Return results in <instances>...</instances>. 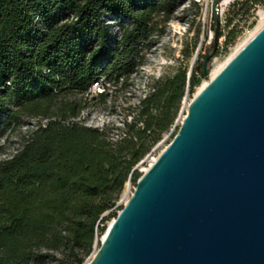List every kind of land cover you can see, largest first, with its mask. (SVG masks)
<instances>
[{
    "label": "trees",
    "instance_id": "obj_1",
    "mask_svg": "<svg viewBox=\"0 0 264 264\" xmlns=\"http://www.w3.org/2000/svg\"><path fill=\"white\" fill-rule=\"evenodd\" d=\"M179 1L0 0V137L24 117L48 121L0 164V264H45L52 252L83 264L100 226L116 218L125 184L136 187L142 176L132 171L173 126L186 88L205 79L203 67L189 80L178 71L155 83L118 143L74 120L94 83L104 87L95 93L102 103L109 89L127 88L141 45ZM109 18L129 23L118 39Z\"/></svg>",
    "mask_w": 264,
    "mask_h": 264
},
{
    "label": "water",
    "instance_id": "obj_2",
    "mask_svg": "<svg viewBox=\"0 0 264 264\" xmlns=\"http://www.w3.org/2000/svg\"><path fill=\"white\" fill-rule=\"evenodd\" d=\"M218 36L216 19L208 83L89 264H264V27L210 79Z\"/></svg>",
    "mask_w": 264,
    "mask_h": 264
},
{
    "label": "rangeland",
    "instance_id": "obj_3",
    "mask_svg": "<svg viewBox=\"0 0 264 264\" xmlns=\"http://www.w3.org/2000/svg\"><path fill=\"white\" fill-rule=\"evenodd\" d=\"M206 1L180 0L171 15L169 23L163 26L159 32L153 34L147 40L146 46L141 45L142 50L139 56L142 57V64L130 76L127 88L125 90L118 89L117 91L109 89L107 99L103 103L95 98V92H92V96H89L86 103V109L74 122L88 128L107 132L109 140L118 143L124 138L127 125L132 124L133 116L137 113L135 107L152 93V87L155 83L164 78L173 77L178 71H185L188 78L189 75L191 76L193 69L201 68L206 55L205 45L208 40L203 23ZM248 8L249 6L246 4L240 7L235 18L241 15L244 16ZM106 23L110 25V35L113 39L120 37L122 31L120 25L125 27L129 24L126 19L116 22L113 18L106 19ZM230 24H234V8L230 12ZM234 38L233 28L229 32L228 39H231L229 43L234 41ZM231 44L232 50L234 44ZM231 50L220 56L218 53L216 54L215 57L219 56V59L216 62H213L214 58L211 60L210 72L215 69L218 63L224 61L226 56L228 57L231 54ZM205 81L206 79L202 80L193 91H190V86L186 88L173 126L161 134L160 140L151 147L150 151L138 163L139 166L137 165L136 170L138 174L143 175L145 169L148 170L153 164L154 158H157L171 143L187 114L190 102ZM47 122L45 119L24 117L19 125L7 128L0 137V164L19 154L38 127L46 125ZM134 189L135 183L133 181H128L125 184L117 201L115 215L129 201ZM108 214L106 213L105 216ZM113 219L111 218L100 226V229H104V232L98 237L91 253L84 258L83 264H89L92 261L109 223ZM51 255H53V258L47 260L45 264H74L71 258L63 256L60 252H52Z\"/></svg>",
    "mask_w": 264,
    "mask_h": 264
},
{
    "label": "built area",
    "instance_id": "obj_4",
    "mask_svg": "<svg viewBox=\"0 0 264 264\" xmlns=\"http://www.w3.org/2000/svg\"><path fill=\"white\" fill-rule=\"evenodd\" d=\"M216 6H214V4ZM248 5V11L244 16H237L236 12ZM234 8V24H230V12ZM264 12V0H207L205 5L204 15V30L207 34L208 40L206 41L205 48H211L215 37L216 19L219 22V36L217 40V53L219 56L231 50L232 44L234 47L237 45L241 36L254 29L260 21V12ZM234 28L235 38L234 41L229 43V32ZM240 35V36H238ZM219 56L214 57L218 60ZM104 87L101 83H94L92 92L102 93Z\"/></svg>",
    "mask_w": 264,
    "mask_h": 264
},
{
    "label": "bare ground",
    "instance_id": "obj_5",
    "mask_svg": "<svg viewBox=\"0 0 264 264\" xmlns=\"http://www.w3.org/2000/svg\"><path fill=\"white\" fill-rule=\"evenodd\" d=\"M264 27V12L261 11L260 12V21L259 23L256 25V27L252 30H250V32L244 34L240 40L239 43H237V45L231 50V54L227 57L226 59L220 63H218V65L215 67V69H213L210 72V76L209 78L212 79L213 77L216 76V74ZM213 62H216V60H214ZM208 83V80H206L205 82H203L202 86L199 88L198 92ZM157 158H154V161H156ZM147 171V169H145V172ZM111 224V222L109 223V225Z\"/></svg>",
    "mask_w": 264,
    "mask_h": 264
}]
</instances>
